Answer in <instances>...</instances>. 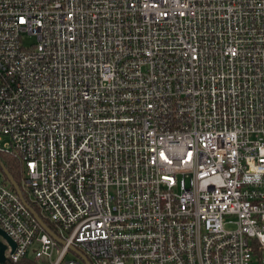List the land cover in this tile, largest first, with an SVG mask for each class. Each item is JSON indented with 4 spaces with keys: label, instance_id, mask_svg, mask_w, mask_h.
I'll use <instances>...</instances> for the list:
<instances>
[{
    "label": "built area",
    "instance_id": "1",
    "mask_svg": "<svg viewBox=\"0 0 264 264\" xmlns=\"http://www.w3.org/2000/svg\"><path fill=\"white\" fill-rule=\"evenodd\" d=\"M0 152L12 263L264 264V0H0Z\"/></svg>",
    "mask_w": 264,
    "mask_h": 264
},
{
    "label": "water",
    "instance_id": "2",
    "mask_svg": "<svg viewBox=\"0 0 264 264\" xmlns=\"http://www.w3.org/2000/svg\"><path fill=\"white\" fill-rule=\"evenodd\" d=\"M4 168V173L12 185V187L17 191V193L20 195L24 203L27 205V207L31 210V212L34 214L36 219L39 221V223L45 228L47 232H49L53 237H55L57 240L60 242H64L63 240L59 239V237L52 231V229L48 226V224L41 218L39 213L26 201L25 196L23 194V191L19 185V183L15 180L14 176L8 171L7 168ZM7 241L8 243L11 244L13 250L16 247L15 241L8 235L7 232H5L2 228H0V264H15L12 263L6 256V251L8 249V244L5 242ZM74 252L78 253L81 258L85 261L86 264H91V262L88 260V258L82 254L77 248H71ZM21 264V263H17Z\"/></svg>",
    "mask_w": 264,
    "mask_h": 264
},
{
    "label": "trees",
    "instance_id": "3",
    "mask_svg": "<svg viewBox=\"0 0 264 264\" xmlns=\"http://www.w3.org/2000/svg\"><path fill=\"white\" fill-rule=\"evenodd\" d=\"M3 167L8 169V171L14 176L15 180L19 183V185H22L24 165L22 164V162L19 159H17L13 155L0 152V173L4 176L5 180H8L5 173H4ZM11 187H12V185H11ZM25 197H26V200L28 201V203L35 210H37L38 213H40L38 206H36L32 202H30V200L27 198L26 194H25ZM44 221L48 224L49 227H51V229L56 230V227L52 222H50L46 218H44ZM29 263L30 264H38L36 262H29Z\"/></svg>",
    "mask_w": 264,
    "mask_h": 264
},
{
    "label": "rangeland",
    "instance_id": "4",
    "mask_svg": "<svg viewBox=\"0 0 264 264\" xmlns=\"http://www.w3.org/2000/svg\"><path fill=\"white\" fill-rule=\"evenodd\" d=\"M29 260H34V253L33 252H29L28 257ZM67 258H74L77 259L78 261L81 262V264H85V262L74 252L70 251ZM38 264H48V262L46 260H41L40 262H38Z\"/></svg>",
    "mask_w": 264,
    "mask_h": 264
},
{
    "label": "flooded vegetation",
    "instance_id": "5",
    "mask_svg": "<svg viewBox=\"0 0 264 264\" xmlns=\"http://www.w3.org/2000/svg\"><path fill=\"white\" fill-rule=\"evenodd\" d=\"M21 263H23V262H21Z\"/></svg>",
    "mask_w": 264,
    "mask_h": 264
}]
</instances>
